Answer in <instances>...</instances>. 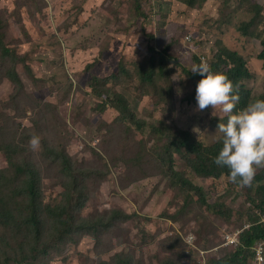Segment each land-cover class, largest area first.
Segmentation results:
<instances>
[{
    "label": "rangeland",
    "instance_id": "obj_1",
    "mask_svg": "<svg viewBox=\"0 0 264 264\" xmlns=\"http://www.w3.org/2000/svg\"><path fill=\"white\" fill-rule=\"evenodd\" d=\"M16 1L0 0V12L11 21L6 42L25 60L24 65L17 66L22 81L19 88L7 78L8 64L0 59V165L6 153L17 161L33 164L40 177V201L43 205H51L60 202L64 195V177L56 157V152L64 149L83 181L86 202L81 216L100 218L117 209L131 215L126 220H117L98 238L81 236L42 260L46 264H99L110 261L117 253H124L139 264H159L165 259L179 263L177 254L182 249L184 254L204 264L207 255H220L222 249L216 247L220 243L224 247L232 246L227 245V237L241 233L250 225L244 222L241 227L243 221L239 216L232 222L214 216L206 219V214L198 207L189 206L186 207L188 212L181 213L180 210L177 221L167 218L182 206L180 194L170 187L168 179L157 167L142 161L149 160L148 157L140 161L146 153L139 154V132L133 127L126 131L125 124L116 121L112 109L101 112L92 92L93 76L106 77L113 71L118 57L133 56L132 50L121 48L125 45L122 44L124 40L128 47L143 45L138 22L132 27L133 22L127 21L125 9L113 17L118 11V0H36L31 3L32 16L25 11L19 13L15 9ZM159 3V0L144 3L148 17L158 20V13L164 11L162 18L170 26H177L175 41L182 42L186 51L192 44L195 47L204 41L194 52H188L189 58L196 53L210 57L215 38L207 40V36L203 38L189 30L190 25L182 26L176 15L178 4L166 12L158 7L167 2ZM222 3L223 0H217L216 6ZM117 21L120 22L118 27ZM128 25L131 30L125 35ZM116 29L121 34L114 35L118 39L114 43L109 36ZM189 32L192 33L191 42L184 38ZM105 45L107 50L100 55ZM253 53L256 56V52ZM94 60L96 63L89 68L87 65ZM178 65L179 61L173 65L176 73L172 75L176 99L184 81ZM259 66L262 67L260 63ZM178 82L180 86H177ZM249 85L254 94L261 93L264 72L260 70ZM123 93L137 117L149 123L164 119L176 124L177 113L159 111L154 117L149 116V99L138 100ZM208 107L212 112V106ZM178 113L180 128L194 131L210 145L219 138L205 116V109L199 110L196 104L192 107L182 102L178 105ZM140 133L143 143L153 136L148 127ZM33 135L40 137L37 150L29 145ZM151 144L152 141L148 142V146ZM194 180L205 188L211 201L223 195L213 179L195 177ZM230 191L233 194L225 196L226 201L236 209L250 213L253 208L246 203L242 186ZM258 214L263 222V211ZM2 235L0 230V248L6 245ZM177 237L182 240V245L170 249L175 246ZM206 248L209 250H203Z\"/></svg>",
    "mask_w": 264,
    "mask_h": 264
},
{
    "label": "trees",
    "instance_id": "obj_2",
    "mask_svg": "<svg viewBox=\"0 0 264 264\" xmlns=\"http://www.w3.org/2000/svg\"><path fill=\"white\" fill-rule=\"evenodd\" d=\"M35 1L17 0L15 9L32 16L31 3ZM162 1H166L167 5L159 6V10L163 8L168 12L176 3V15L182 26L190 25L189 30L203 38L207 36V40L215 38L210 57H207L213 71L225 73L233 82L235 91L239 94L237 109L257 98H264V89L261 93L254 94L249 85L260 70L264 72V0H223L221 6H216L217 0H159L160 3ZM146 2L147 0H118V11L113 13V17L118 16L119 10L125 9L127 21L133 22L132 27L138 22L139 35L144 42L143 45L128 47L124 40L122 44L125 45H121V48L132 50L133 56L118 57L110 75L93 76L92 92L100 111L112 109L116 113V121L125 124L126 131H131L133 127L140 136L144 127L150 128L153 136L148 141L143 143L137 135L139 154H143V151L146 153L144 157H140V161L148 157L149 160L142 161L157 167L183 200L182 206L173 215L167 216L168 219L177 221L180 210L181 213L188 212L186 207L190 206L203 211L206 219L214 216L222 221L232 222L239 216L240 221H243L241 227L244 222L250 224L239 235L238 246L224 247L220 243L216 246L222 249L220 255H207L204 264H253V249L257 242L264 241V223L258 214V211L264 213V167H258L252 182L242 186L246 203L253 208L250 213L246 214V211L236 209L226 201L224 197L233 194L230 190L241 186L228 180L227 167L214 163V157L222 146V133L217 129L218 123L226 122L227 114L219 106L212 112H209L210 107L205 108V116L219 134V138L211 145L202 136H196L194 131L177 125L178 105L184 102L188 106H195L196 84L201 79L199 74L190 72L192 65L189 63L188 52H194L204 41L195 47L192 44L189 51H186L182 42L180 44L175 41L177 26L166 23L165 18H162L165 13L162 10L158 13V20L153 17L150 19L144 9ZM119 23L117 21V27ZM10 27L11 21L0 12V59L8 64L5 70L7 78L20 88L22 81L17 73V66L24 65L25 60L6 42ZM130 30L131 25L126 26L125 35ZM118 34L121 33L116 29L109 38L117 43L118 39L114 35ZM191 34L186 33L184 38L190 35L192 41ZM106 50L105 45L100 55ZM253 52H256V56ZM199 57L196 53L190 61L199 63ZM178 61L179 74L182 73L184 81L180 96L176 99L172 75L176 73L173 65ZM95 63L96 60L87 66L93 67ZM177 86H180L179 82ZM118 89L138 100L149 99V116L154 117L159 111L177 113L176 124L164 119L149 123L146 119L137 117L130 109L126 95ZM151 141L152 144L148 146ZM56 157L64 177V195L58 203L43 205L40 201V177L33 164L17 161L6 153L0 165V230L6 243L0 248V264H46L42 259L50 252H59L69 241H76L84 235L98 238L117 220L131 218L130 214L121 209L112 210L109 215L100 218L81 216L80 211L86 202L83 181L64 149L58 150ZM194 176L213 179L223 195L211 201L208 192L195 182ZM174 243L175 246L170 249L182 245V240L177 237ZM203 250L208 251L209 248ZM177 256L179 263L165 259L159 264H200L197 259L184 254L182 249ZM99 264L139 263L127 254L117 253L110 261H100Z\"/></svg>",
    "mask_w": 264,
    "mask_h": 264
},
{
    "label": "clouds",
    "instance_id": "obj_3",
    "mask_svg": "<svg viewBox=\"0 0 264 264\" xmlns=\"http://www.w3.org/2000/svg\"><path fill=\"white\" fill-rule=\"evenodd\" d=\"M190 72L201 76L195 89L197 109L219 106L227 114L226 122L218 123L222 146L214 163L227 167L230 182L249 185L257 168L264 167V98H257L237 109L239 94L225 73L213 71L206 61L193 63ZM29 145L33 150L39 149L40 137H30Z\"/></svg>",
    "mask_w": 264,
    "mask_h": 264
},
{
    "label": "built area",
    "instance_id": "obj_4",
    "mask_svg": "<svg viewBox=\"0 0 264 264\" xmlns=\"http://www.w3.org/2000/svg\"><path fill=\"white\" fill-rule=\"evenodd\" d=\"M185 40L187 42H191V36L187 35L185 37ZM200 62L201 61H206L207 63L210 64L208 58L205 55H201L199 57ZM264 222V219H263ZM250 226V225H249ZM244 231V229L241 231V233ZM240 232L234 234V236H228L227 237V244H232L233 246H238L239 245V235L241 234ZM254 258H253V264H264V241H259L254 247Z\"/></svg>",
    "mask_w": 264,
    "mask_h": 264
}]
</instances>
